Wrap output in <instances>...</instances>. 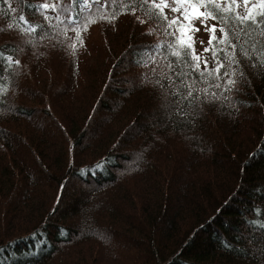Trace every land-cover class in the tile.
Returning <instances> with one entry per match:
<instances>
[{"label":"trees","instance_id":"1","mask_svg":"<svg viewBox=\"0 0 264 264\" xmlns=\"http://www.w3.org/2000/svg\"><path fill=\"white\" fill-rule=\"evenodd\" d=\"M153 3L0 0V264H264V24Z\"/></svg>","mask_w":264,"mask_h":264},{"label":"snow or ice","instance_id":"2","mask_svg":"<svg viewBox=\"0 0 264 264\" xmlns=\"http://www.w3.org/2000/svg\"><path fill=\"white\" fill-rule=\"evenodd\" d=\"M87 4V0H85ZM147 2V0H145ZM173 3H178L180 5V8H172V11H180L183 9V16L184 19L189 21V24L187 28L185 29L182 26V31H190L192 29L191 25V20L194 18H200L203 17V19H219L227 25V17L220 15V13H231L233 8H238V7H243L244 8V13L243 14H236L233 17L234 21H238L241 26L245 24L249 25H257L259 26L260 24H264V20H258L257 17H264V0H242V5L237 3V0H226V5L222 6L219 0H173ZM187 5V7H185ZM43 8H48L50 7L49 4L45 3L41 5ZM54 7V5H53ZM153 7L160 8L161 12L163 11V8L168 7L167 0H160V3L157 4L153 3ZM200 8H205L206 11L201 12L199 11ZM195 10V11H191ZM21 20H23V17H20ZM165 19H167L165 17ZM177 23V21L173 20L169 22V26L172 24ZM198 30V29H197ZM210 31L212 32V40H216V27L213 26ZM219 31L223 33V38L219 39L217 43L219 44H227L230 47H235L234 45L231 44V41L229 40L228 32L226 31L225 28H220ZM248 35H251V33H248ZM261 35H264V31L261 32ZM74 47V46H73ZM175 47V46H174ZM179 47L185 50V55L186 56H191V59L195 61L196 63L193 65L194 69L198 70L199 69V62H200V57L197 56L194 51H188L189 49H192V43H191V37H188L187 42L181 38L179 41ZM207 51V49H205ZM244 54L247 55L246 50L244 51ZM173 55L176 57L181 56V51L176 50L173 52ZM231 56V54H229ZM262 58H264V53H262ZM218 67L214 69V72L219 75L220 69L224 67L223 63H220L219 61ZM205 67H207V63L205 62ZM212 73H209L211 75ZM228 73L225 72L224 75H227ZM203 75V73H201ZM228 84H233V80L227 81ZM216 87H220L219 84L215 85ZM189 95H191V92H189ZM213 95H215L213 93Z\"/></svg>","mask_w":264,"mask_h":264},{"label":"rangeland","instance_id":"3","mask_svg":"<svg viewBox=\"0 0 264 264\" xmlns=\"http://www.w3.org/2000/svg\"><path fill=\"white\" fill-rule=\"evenodd\" d=\"M253 2H255V0H253ZM167 3H168V7L164 9L165 11L168 12L169 17L172 18L173 20L174 19L181 20V21H178L179 23L177 24L181 27V29L179 30V35L181 36V38L184 39L185 37H184V31H182V26L186 29L189 24V21L184 19L183 9H181L180 11H176V12L172 11V8H180V5L178 3H173V0H167ZM237 3L242 5V0H237ZM199 11L203 12L202 9ZM244 11L245 10L242 6L237 8V12L239 14H243ZM191 25H192V29L189 31L188 36H190L194 40L195 49L193 50L195 54H197L202 50L203 46L206 43V40L209 36L208 30L210 29L211 24L207 20L203 19V17H200V18L192 19ZM188 36H186L187 38L186 41L188 40Z\"/></svg>","mask_w":264,"mask_h":264}]
</instances>
